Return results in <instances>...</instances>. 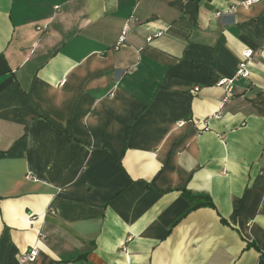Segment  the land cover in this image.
<instances>
[{
	"label": "crops",
	"instance_id": "crops-1",
	"mask_svg": "<svg viewBox=\"0 0 264 264\" xmlns=\"http://www.w3.org/2000/svg\"><path fill=\"white\" fill-rule=\"evenodd\" d=\"M243 1L0 0V264H264V0Z\"/></svg>",
	"mask_w": 264,
	"mask_h": 264
},
{
	"label": "built area",
	"instance_id": "built-area-1",
	"mask_svg": "<svg viewBox=\"0 0 264 264\" xmlns=\"http://www.w3.org/2000/svg\"><path fill=\"white\" fill-rule=\"evenodd\" d=\"M261 0H244L242 3L245 6L251 5L253 3L259 2ZM128 31V24L127 22L124 23L122 30L118 36L117 45L123 43L126 38V33ZM253 50L251 48H246L240 53L235 76L233 78H226L223 77L217 81V85L220 86L223 91L226 93V97L230 94L232 85L234 83V79L237 77L246 78L249 75V65L251 63ZM194 90H198L197 87H194ZM226 99V98H224ZM181 124L182 122H178ZM203 127L205 126V123H202ZM38 255V248L36 245H32L25 253H23L18 260V264H28L35 261L36 257Z\"/></svg>",
	"mask_w": 264,
	"mask_h": 264
},
{
	"label": "trees",
	"instance_id": "trees-1",
	"mask_svg": "<svg viewBox=\"0 0 264 264\" xmlns=\"http://www.w3.org/2000/svg\"><path fill=\"white\" fill-rule=\"evenodd\" d=\"M185 194L192 201L199 200L192 207H190V210L199 206V205H206V206H210V207L214 206L212 204L210 198L205 194H194V193H191L190 191H186Z\"/></svg>",
	"mask_w": 264,
	"mask_h": 264
}]
</instances>
